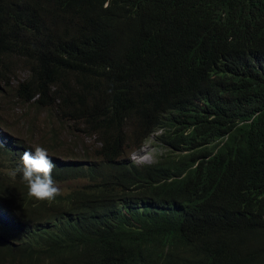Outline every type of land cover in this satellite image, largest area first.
I'll return each mask as SVG.
<instances>
[{"label":"trees","instance_id":"trees-1","mask_svg":"<svg viewBox=\"0 0 264 264\" xmlns=\"http://www.w3.org/2000/svg\"><path fill=\"white\" fill-rule=\"evenodd\" d=\"M173 2L114 0L111 14H102L91 28L83 30L84 23L89 22L91 0H70L57 13L49 8L39 10L31 4L27 11L11 18L5 15L4 0H0V47L25 50L27 69L48 93L51 109L47 113H53L55 123L62 121L67 107L94 90L93 82L104 90L110 88L113 103L106 105H121L130 82L135 79L131 73L135 66L140 79L143 76L153 79L163 95L150 103L142 97L135 98L136 105L146 106H137L140 113L132 115L126 123L132 134L146 139L160 124H168L170 130L160 137L162 142H168L172 133L186 146L221 141L224 144L218 155L228 162L222 167L264 173V0H205L211 11L222 3L229 4L237 13L257 20L261 31L262 52L253 48L236 52L225 36H220L222 41L211 34L207 36L217 45L234 50L224 54L221 47L216 48L207 63L218 70L222 95L177 78L166 67L162 73L153 71L149 64L139 60L136 53L143 51L139 34L163 21L176 26L175 18L170 17ZM218 20L229 23L232 15H220ZM183 23L180 21L177 29ZM110 33L125 36L124 49L114 60L106 59L96 50L97 37L104 38ZM102 95L99 92L97 97ZM102 108L113 121L116 119L114 107V110ZM97 109L95 114L102 122L98 131L104 140L111 142L113 123L107 121V127L103 126V113ZM75 118L79 120L81 116L76 113ZM0 129L4 130L0 133V264H139L156 256L160 235H173L162 206L173 211L180 221V231L188 230L192 221L218 223L210 210V200L221 172L214 167L201 172L190 170L192 158L180 147L174 156L160 158L155 168L144 171V175H153L154 179L153 186L142 193V202L153 205L161 214L139 216L130 224L110 219L91 226L71 224L67 215L74 207L69 204L72 194L62 192L60 183L65 175L59 180L54 174L61 194L51 201H36L29 196L21 176H13L12 171L20 165L24 151H34L32 147H43L50 154L80 157L87 155L89 148L75 134L62 132V124L52 127L46 124L45 131L37 136L27 135V139L26 132L21 137L12 123L0 116ZM10 134L18 137L17 142H7ZM146 176L138 181L122 178L117 197L131 198L133 191H139L149 181ZM77 204L85 208L84 200ZM36 226L38 230L32 233ZM188 232L175 237L168 264H204L198 247L190 242L193 228ZM257 251L260 264H264V249Z\"/></svg>","mask_w":264,"mask_h":264},{"label":"clouds","instance_id":"clouds-1","mask_svg":"<svg viewBox=\"0 0 264 264\" xmlns=\"http://www.w3.org/2000/svg\"><path fill=\"white\" fill-rule=\"evenodd\" d=\"M69 1L4 0L2 4L5 15L11 18L27 11L31 4L39 10L49 8L57 13ZM113 2L114 0H91L89 22L84 23L83 30L91 28L92 23L102 14H111ZM170 12V17L175 18L176 26L163 21L138 35L141 37L143 51L136 54L153 71L161 72L166 67L171 75L217 90L222 95L224 92L217 82L218 70L213 64L207 63L216 48L221 47L224 54L234 50L227 45H217L207 36L211 34L220 41V36H225L236 52L243 48L262 52L258 21L237 13L229 4L222 3L215 11H211L205 0H174ZM226 13L232 15L231 22H220L218 17ZM180 21L184 23L181 24V29H177ZM124 37L121 33L97 37L96 50L106 59L114 60L124 49ZM25 53L20 48L0 47V115L15 126L20 136L26 132L27 139V135L37 136L45 131L46 124L49 127L62 124V132L75 134L89 148V153L83 157L50 154L43 147H32L34 151H24L20 157V165L13 169L12 175L21 176L30 197L36 201L54 200L61 194L54 181V174L59 180L65 175L64 182L60 181L62 192L72 194L69 204L75 207L67 215L71 224L91 226L103 219L130 224L139 216L160 213L153 205L142 202V193L153 186L154 179L153 175H144V171L152 170L158 159L174 156L182 147L183 153L192 158L190 170L201 172L205 168L214 167L221 172L210 200V210L214 211L218 223L214 224L209 220L192 221L189 227L193 228L190 242L198 247L201 260L204 264H230V261L232 264L261 263L257 250L264 249V222L258 223L255 219L264 220V173H247L236 167H222L228 162L218 155L224 144L221 141L205 146L194 142V145L186 146L180 142L179 136L172 133L168 142H162L160 137L170 130L168 124H160L146 139L132 134L126 123L132 115L140 113L137 106H146L136 105L135 98L142 97L146 103H150L163 95V90L156 87L153 79L147 76L140 79L139 69L135 66L131 72L135 79L130 82L121 105H106L113 103L110 88L104 90L97 82H93L91 88L94 90L87 91L82 99L67 107L62 121L55 123L53 113H47L51 109L48 93L32 78L25 64ZM262 53L264 59V52ZM4 63L9 65L6 67ZM99 92H103L101 97H97ZM102 106L109 110L116 109L114 121ZM96 109L103 113V126L107 127V121L113 123V128L110 129L114 140L110 139L111 142L104 140L105 137L98 131L102 129V122L95 114ZM76 113L81 116L79 120L75 118ZM151 138H155L157 142L153 143L154 147H161L164 151L152 162L136 161L135 155L144 150ZM10 139V136L6 138ZM108 165L115 168L108 169ZM145 176L149 181L139 191H133L131 198L117 197L118 190L122 187V178L138 181V178ZM80 200L85 201L83 209L77 204ZM161 208V213L172 226L174 236L171 233L160 235V241L156 243L159 249L156 256L143 259L139 264H168L175 237L182 232L189 234V229L180 231V221L174 217L173 211L166 206ZM37 230L36 226L32 233Z\"/></svg>","mask_w":264,"mask_h":264},{"label":"rangeland","instance_id":"rangeland-1","mask_svg":"<svg viewBox=\"0 0 264 264\" xmlns=\"http://www.w3.org/2000/svg\"><path fill=\"white\" fill-rule=\"evenodd\" d=\"M20 115L21 113L18 114V116ZM0 116L4 117L3 115H0ZM9 120L12 121L10 118ZM2 131L4 130L0 129V133H2ZM10 137L11 139L7 141L10 144H13L14 142L18 140V137L15 135L10 134ZM153 143L157 144L155 138H151L149 141H147L144 150L135 155V160L136 161L143 160L145 162L154 161L156 157L164 151V149L161 147H154Z\"/></svg>","mask_w":264,"mask_h":264}]
</instances>
